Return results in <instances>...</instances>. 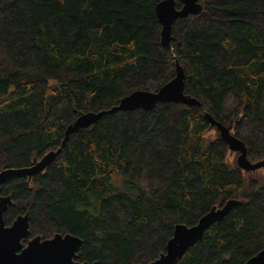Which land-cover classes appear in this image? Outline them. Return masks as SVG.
<instances>
[{
	"label": "trees",
	"instance_id": "obj_1",
	"mask_svg": "<svg viewBox=\"0 0 264 264\" xmlns=\"http://www.w3.org/2000/svg\"><path fill=\"white\" fill-rule=\"evenodd\" d=\"M160 1L0 0V171L56 151L79 115L158 90L175 62L201 104L105 114L44 172L1 186L12 200L3 220L28 213L30 238L78 237L81 263L149 264L176 225L237 199L176 264H245L264 250V180L228 161L204 113L250 162L264 159V0H199V15L173 23L170 48Z\"/></svg>",
	"mask_w": 264,
	"mask_h": 264
},
{
	"label": "water",
	"instance_id": "obj_2",
	"mask_svg": "<svg viewBox=\"0 0 264 264\" xmlns=\"http://www.w3.org/2000/svg\"><path fill=\"white\" fill-rule=\"evenodd\" d=\"M177 3L180 5L178 8ZM201 10L199 0H161L158 2L155 6V14L161 25L160 42L162 46L171 47L173 39L171 28L177 19H184L190 15L197 16ZM184 80V70L175 62L174 77L158 90L153 92L138 90L123 97L117 106L110 110L79 115L65 129L64 139L56 151L47 152L39 160H33L28 167L0 171V264H89L76 261V253L82 244L78 237L70 234H56L51 239H42L39 236L30 238L28 213L17 216L10 226H6L3 215L8 206L12 204V200L10 196L1 195V186L15 177H25L29 181L33 176L44 172L64 148L71 134L89 128L105 114L117 111H150L157 104L165 103L201 107L198 100L184 93ZM204 117L209 124V129L215 128L228 150L237 154L236 165L239 169L245 173H254L259 169H264V159L254 163L248 160L245 144L231 134L230 126L217 122L207 113H204ZM243 204L244 202L240 200L230 199L220 207L213 206L193 226L176 225L172 237L166 243L165 251L149 264H176L189 248L201 240L204 232L211 225L222 221L233 208ZM245 264H264V250L248 259Z\"/></svg>",
	"mask_w": 264,
	"mask_h": 264
},
{
	"label": "rangeland",
	"instance_id": "obj_3",
	"mask_svg": "<svg viewBox=\"0 0 264 264\" xmlns=\"http://www.w3.org/2000/svg\"><path fill=\"white\" fill-rule=\"evenodd\" d=\"M208 136H210L211 138H213L215 136V131L214 130H209L208 131ZM236 157H237V154L236 153H232L230 151H228L227 153V159L230 163H233L236 161ZM255 177H258L260 179H263L264 180V169H259L257 170L256 172H254L253 174ZM247 178V176H246Z\"/></svg>",
	"mask_w": 264,
	"mask_h": 264
}]
</instances>
